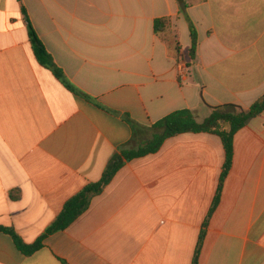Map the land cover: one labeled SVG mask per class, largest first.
Returning <instances> with one entry per match:
<instances>
[{"label":"crops","instance_id":"obj_1","mask_svg":"<svg viewBox=\"0 0 264 264\" xmlns=\"http://www.w3.org/2000/svg\"><path fill=\"white\" fill-rule=\"evenodd\" d=\"M0 0V227L33 243L97 182L132 135L189 109H248L264 94V0ZM169 20V35L154 20ZM68 89L34 56L28 22ZM174 40L178 43L175 50ZM220 139L182 133L124 163L86 211L24 254L0 232V264H264V110Z\"/></svg>","mask_w":264,"mask_h":264},{"label":"trees","instance_id":"obj_2","mask_svg":"<svg viewBox=\"0 0 264 264\" xmlns=\"http://www.w3.org/2000/svg\"><path fill=\"white\" fill-rule=\"evenodd\" d=\"M178 5L179 14L185 16L188 21L190 34L189 58L193 61L197 46V34L194 25L186 16L188 0H175ZM28 22V21H27ZM169 20L167 18H158L154 20V33L166 37L170 32L168 29ZM28 36L32 46V51L36 60L44 67L49 69L53 75L59 79L68 89L77 95L89 99L80 90L76 89L64 76L62 70L58 68L50 55L45 50L43 44L37 37L32 26L28 22ZM175 50L178 51V43L174 40ZM210 113L202 121H198L195 113L189 109L175 110L150 126H141L131 123L132 135L130 140L122 145L109 161L107 167L97 182L89 183L81 191L72 196L64 204L61 212L55 220L45 229L33 243L26 244L11 228L0 227V232L11 236L14 244L22 253L28 255L41 247L45 236L67 228L78 216H80L90 203L92 197L99 195L104 187L108 185L114 174L124 165L125 162L135 158L143 157L156 153L164 141L170 137L182 133H208L217 136L224 149V163L220 174L215 196L209 213L215 208L223 180L225 179L232 162L233 155V137L238 130L244 127L251 118L257 116L264 110V94L255 101L248 109H242L239 106L226 104L220 106H209ZM206 229V222L201 227L198 242L192 257L191 264H197L200 244Z\"/></svg>","mask_w":264,"mask_h":264}]
</instances>
